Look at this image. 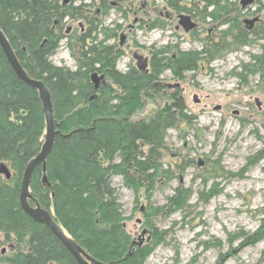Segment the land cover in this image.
Instances as JSON below:
<instances>
[{"label":"trees","instance_id":"16d2710c","mask_svg":"<svg viewBox=\"0 0 264 264\" xmlns=\"http://www.w3.org/2000/svg\"><path fill=\"white\" fill-rule=\"evenodd\" d=\"M188 1L187 13L194 12L205 20L208 5H213L214 11L208 15L215 22L220 18L217 9L221 0ZM84 8L82 5L75 10L81 12ZM73 10L53 0H0L1 30L27 74L43 81L49 89L53 103L56 135L47 161V183H43L44 174L39 166L32 176L31 191L61 229L97 260L105 264H145L152 247L143 249L130 240L113 177L122 176L124 185L135 193L143 184L150 191L155 185L152 176L166 171L159 160L167 151L168 131L178 130L183 124L193 130L197 127L192 125L187 106L177 94L165 97L164 107L154 115L137 121L130 117L141 99L133 98L140 91L148 95L150 90L151 97L161 93L159 79L166 71L181 79L185 72L196 71L200 60L210 64L256 41H264V26L247 30L233 22L218 40L214 33L202 40L200 51L167 56L170 46H164L151 62L152 72L131 69L111 74L117 87L124 94L135 91V95L131 93L134 97H120L112 90L114 96L107 100L103 94L109 90L104 86L95 90L91 79L92 73L97 72L93 71L94 65L104 60L105 49L98 45L102 42L90 46L85 41L81 56L84 62L90 61L80 62L75 69L55 65L50 60L68 37L55 22L61 23L69 15L74 17ZM226 15L223 13L222 18ZM86 35L83 40L91 36ZM248 69L263 78L264 53L251 56V62L242 65V71L236 75L246 81ZM116 99H126L123 112L116 110L118 104L111 103ZM44 133L45 118L37 91L15 76L0 48V163H8L11 168L9 180L0 174V236L16 243L9 255L1 257L5 264H76L53 234L26 216L19 205L23 170L40 152ZM261 159H264L262 152ZM206 172L200 176L203 187L200 198L205 201L218 193L216 181L205 191L211 180L226 173L240 175L225 172L219 160ZM192 194L191 190L178 187L169 199V211L186 212L191 207ZM161 210L163 207L152 209L149 214L156 215ZM153 232L157 245L163 241V232L155 229ZM254 235L256 241L264 238V219Z\"/></svg>","mask_w":264,"mask_h":264},{"label":"rangeland","instance_id":"374dc122","mask_svg":"<svg viewBox=\"0 0 264 264\" xmlns=\"http://www.w3.org/2000/svg\"><path fill=\"white\" fill-rule=\"evenodd\" d=\"M240 1L221 0L217 9L220 18L216 22L197 17L198 28L185 34L158 17V12L153 15L154 7L144 13V23L140 26L134 23L135 2L107 0L103 4L102 0H94L92 6L80 12L75 8L89 1L78 0L72 5L74 17L62 27L64 35L70 25H74V31L66 35L67 39L61 42L50 60L55 65L75 69L80 62L90 61L84 62L81 56L85 41L90 46L102 42L98 45L105 49L104 60L94 65L93 71L106 75L104 87L109 93L103 94L105 99L113 98L112 90L117 96L132 98L135 91L124 94L111 74L137 70L133 52L147 56L152 62L164 46H170L167 56L200 51L210 29L216 28L214 37L218 40L228 24L234 22L245 29V18L260 15V22L254 26H264V0H255L247 9L241 8ZM170 2L175 14L185 13L186 3H189L188 0ZM198 2L207 5L205 1ZM156 3L161 9L163 1L156 0ZM177 7L180 9L176 10ZM214 8H207V12H213ZM223 13L227 14L226 18H222ZM148 25L157 28L150 30ZM88 33L90 38L83 40ZM122 34L126 35L124 46H120ZM262 53L264 41L259 40L210 64L200 60L197 70L185 72L181 79L166 71L159 79L161 93L151 97L150 90L148 95L140 91L133 98L141 99L140 106L130 117L137 121L154 115L164 107L166 98L177 94L187 106L192 125L197 127L193 130L183 124L178 130L168 131L167 151L159 160L166 171L161 176H152L155 185L150 191L143 184L135 193L124 185L122 176L113 177L127 218L125 228L130 240L140 243L139 238H143L141 247H152L145 264H264V238L256 241L254 235L264 219V159H261V152L264 154V77L252 73L251 68L246 72V81L236 75L242 71V65L251 62V56ZM150 70L152 72L151 63ZM126 102V99H116L111 103L118 104L116 110L123 112ZM190 160L194 163L188 164ZM215 160H219L225 172L240 175L226 173L211 180L205 191L216 181L218 193L205 201L200 198L203 190L200 176L203 172L207 174L206 170ZM199 161L204 162L200 167ZM7 165L10 168V164ZM138 179L142 183L141 177ZM180 186L193 192L189 201L191 207L186 212L171 213L169 199ZM161 207L163 210L158 214H149L152 209ZM154 229L163 232V241L157 245ZM10 245L13 249L16 247L14 241L7 242L0 236V264H5L1 257L13 251Z\"/></svg>","mask_w":264,"mask_h":264},{"label":"water","instance_id":"95a60500","mask_svg":"<svg viewBox=\"0 0 264 264\" xmlns=\"http://www.w3.org/2000/svg\"><path fill=\"white\" fill-rule=\"evenodd\" d=\"M255 0H241L240 4L242 8H246L252 5ZM179 24L183 27L186 33L190 32L196 27V23L193 22L188 15H180ZM259 17L253 19H245L244 23L247 25L248 29H252L256 22L259 21ZM126 36H121V45H124ZM0 48L2 49L6 60L12 69L15 76L25 85L34 89L38 93L39 100L42 105V111L45 118V133L43 137V144L40 152L32 158L26 165L23 178L21 181L20 191H19V205L22 212L28 216L35 223H38L46 227L57 241L63 246V248L69 253V255L74 259L76 264H105L93 256H91L80 244H78L74 239L69 237L58 225L56 219L52 216L51 212L42 207L38 199L30 191V183L34 170L41 166L43 171V183H47L46 170H47V160L51 154L54 139L56 135V122L53 117V103L52 97L49 89L45 86L44 82L41 80L31 78L26 70L21 65L18 60L15 51L13 50L8 38L5 33L0 28ZM134 60H136V66L140 71H146L148 66V58L140 55L138 53L133 54ZM91 79L94 83L95 90H97L101 81L104 79V75L99 76L98 73H93ZM103 80V84H104ZM178 86V84H177ZM197 101V98L195 97ZM203 161H199V166L203 165ZM0 174L5 177L6 180L11 178V172L5 163H0ZM140 222V221H139ZM143 235L146 231H143Z\"/></svg>","mask_w":264,"mask_h":264},{"label":"flooded vegetation","instance_id":"af4514ba","mask_svg":"<svg viewBox=\"0 0 264 264\" xmlns=\"http://www.w3.org/2000/svg\"><path fill=\"white\" fill-rule=\"evenodd\" d=\"M53 1L56 2L61 7H65V6L71 7L78 0H53ZM88 1L89 2H87L85 4H82V5L85 6V8H88V7L92 6V3H93L94 0H88ZM119 1L121 2V0H119ZM130 1L135 2L134 12H133L134 15H135V21H134V23H138L140 26L144 23L143 21H144L145 18L142 19V16L143 15H146L144 13H146L147 10H149L151 7H154V9H152V11H151V12H153V15L156 14V12H158L159 13L158 17L164 18L168 23H171L173 25L174 30H176V31H181L182 30L181 25L178 23L179 20H180L179 19V16L181 14H185V15L190 16L191 20L193 22H195L197 24V27H198V22L196 21V18L197 17H196V15H195L194 12L193 13H187V12H185V13L175 14L174 13V6H172L170 0H162L163 1V4L161 6V9H160V6L158 5L159 3H156V0H130ZM99 12H100V10H99ZM72 18L73 17H70V15H69V16L65 17L64 20H63V22H61V23H59V21H56L55 22V26H57L58 28H62L63 25H64V23L67 20H69V19L72 20ZM80 27L83 28L82 25ZM74 28H75L74 25H70L68 27L66 33H65V36L66 35H70L74 31ZM156 28L157 27L150 28L149 25H148V29H150V30H154ZM194 30H192L191 33L194 32ZM215 30H216V28H215ZM215 30L210 29L209 32H208V34L209 35H212L213 33H215ZM149 61H150V59H149ZM139 242L140 243H138V244L141 247V245L143 244V238H139ZM136 244H137L136 241L133 242V245H136Z\"/></svg>","mask_w":264,"mask_h":264},{"label":"bare ground","instance_id":"6f19581e","mask_svg":"<svg viewBox=\"0 0 264 264\" xmlns=\"http://www.w3.org/2000/svg\"><path fill=\"white\" fill-rule=\"evenodd\" d=\"M72 7V6H71ZM73 8V7H72ZM208 8H213V5H208ZM209 12H206L207 16H204L206 19H212L214 20L212 17H210L208 15ZM200 16V15H199ZM203 16V15H202ZM72 17V16H71ZM230 24H228V27H229ZM46 86V85H45ZM48 161V160H47ZM2 163H5V162H2ZM6 164V163H5ZM25 170V169H24ZM24 170H23V173H24ZM35 171V170H34ZM34 173V172H33ZM33 176V175H32ZM22 178H23V174H22ZM22 181V180H21ZM31 183H32V178H31ZM31 183H30V191H31ZM32 193V191H31Z\"/></svg>","mask_w":264,"mask_h":264}]
</instances>
